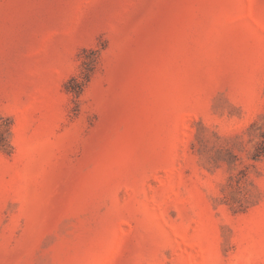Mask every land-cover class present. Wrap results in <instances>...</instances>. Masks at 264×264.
Returning <instances> with one entry per match:
<instances>
[{
	"label": "rangeland",
	"instance_id": "obj_1",
	"mask_svg": "<svg viewBox=\"0 0 264 264\" xmlns=\"http://www.w3.org/2000/svg\"><path fill=\"white\" fill-rule=\"evenodd\" d=\"M0 264H264V0H0Z\"/></svg>",
	"mask_w": 264,
	"mask_h": 264
},
{
	"label": "trees",
	"instance_id": "obj_2",
	"mask_svg": "<svg viewBox=\"0 0 264 264\" xmlns=\"http://www.w3.org/2000/svg\"><path fill=\"white\" fill-rule=\"evenodd\" d=\"M2 118V117H1ZM260 155L259 154H256V157L255 158H258Z\"/></svg>",
	"mask_w": 264,
	"mask_h": 264
}]
</instances>
